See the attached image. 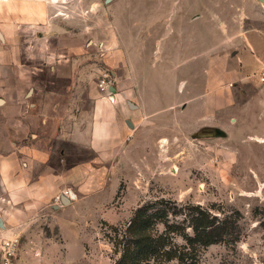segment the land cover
I'll return each mask as SVG.
<instances>
[{
	"label": "rangeland",
	"instance_id": "obj_1",
	"mask_svg": "<svg viewBox=\"0 0 264 264\" xmlns=\"http://www.w3.org/2000/svg\"><path fill=\"white\" fill-rule=\"evenodd\" d=\"M153 2L57 1L56 8L63 12L59 17L63 34L85 35L87 61L78 59V67L81 74H87L90 85H97L106 74L112 87H125L128 80L120 74L125 55L118 53L119 48L117 54L102 49L100 37L96 45L90 41L100 31L112 29L110 23L119 18L116 13L120 8L151 7ZM101 9L106 10L108 18L102 26L99 20L105 15L99 12ZM189 13L193 20L190 27L185 26L186 46L181 60L190 57L191 62L174 69L172 61L158 63L161 54L153 65L147 53L143 72L159 93L169 92L160 96V105L179 103L191 90L194 109L196 103L210 102L201 91L215 62L219 65L222 60L227 88L223 108L195 112L189 134L181 133L177 121L175 135H166L170 141L163 147L160 143L161 154L169 152L172 158L160 160L159 173L157 167L151 171L137 167L135 155H129L126 166L125 161L111 169V182L95 205L92 201L81 203L56 214L48 209L28 222L0 227V264L8 257L3 249L5 242L13 244V264H122L128 239L133 234L141 235L139 227L129 233L135 216L139 223L148 224L143 234L164 240L159 243L162 248L158 258L150 257L138 264H264V85L258 83V73L264 67V2L181 0L172 23L184 14L189 18ZM131 17L134 21L141 18L135 14ZM26 44L27 39H21L15 47L16 63L3 64L1 69L16 73L15 79L1 80L4 87L16 81L25 93L27 71L33 65L27 59ZM40 50L39 46L33 49L36 53ZM36 65L42 72L47 71L40 63ZM206 70L207 77L200 82L197 78H202L201 72ZM36 72L35 77L42 74ZM181 81H185L184 94L178 91ZM90 105L87 101L85 108ZM80 158L92 159V155L81 152ZM197 207L215 216L223 227L216 244L202 247L185 239L193 238L190 216ZM166 251L177 252V258L169 261L161 257ZM181 254L186 255L184 260L179 259Z\"/></svg>",
	"mask_w": 264,
	"mask_h": 264
},
{
	"label": "crops",
	"instance_id": "obj_2",
	"mask_svg": "<svg viewBox=\"0 0 264 264\" xmlns=\"http://www.w3.org/2000/svg\"><path fill=\"white\" fill-rule=\"evenodd\" d=\"M57 1L0 0L1 228L28 222L48 209L56 214L81 203L92 201L95 205L110 184L111 169L117 163L126 161V166L125 158L134 154L137 167L158 168L160 160L172 158L169 152L161 154L160 143L170 141L166 135H175L178 120L181 133L189 134L199 109L217 111L224 106L227 88L222 60L219 65L215 62L201 91L210 102L196 103L194 109L191 90L179 103L162 106L160 96L169 92L159 93L146 80L143 62L147 53L153 65L162 54L158 63L172 61L174 69L192 60H181V56L186 46L185 26L190 27L193 18L184 14L172 23L181 0H153L156 3L151 7L120 8L116 13L119 18L110 23L112 29L92 36L91 45L100 37L102 49L117 54L119 48L118 53L125 55L120 74L128 81L125 87H112L111 99L97 89L96 82L88 83L86 73L81 74L78 59L87 61L85 35L63 34L59 19L63 12L56 8ZM99 12L105 15L99 20L102 26L108 18L106 10ZM132 14L141 18L134 21ZM21 39H27V59L33 64L27 71L26 93L16 81L7 87L1 81L15 79V71L1 69L3 64L16 63L15 47ZM38 46L41 50L36 53L33 49ZM36 63L47 71L42 72ZM36 71L42 74L35 77ZM207 74V70L201 72L202 78L197 79L202 82ZM184 85L185 81L178 84L182 94ZM87 101L91 105L85 108ZM81 152L92 159L81 160ZM156 171L159 173V168Z\"/></svg>",
	"mask_w": 264,
	"mask_h": 264
},
{
	"label": "trees",
	"instance_id": "obj_3",
	"mask_svg": "<svg viewBox=\"0 0 264 264\" xmlns=\"http://www.w3.org/2000/svg\"><path fill=\"white\" fill-rule=\"evenodd\" d=\"M190 224L193 238L185 237V239L191 244H198L202 247L216 244L220 241L221 235L224 231L223 227L218 225L215 216H212L210 213L199 207L192 212L190 216ZM138 227L141 235L138 236L133 234L131 238L128 239V248L124 251L121 257L122 264H138L141 261L148 260L150 257H159L162 248L159 247V243L164 241L162 237L155 240L151 238L149 234H143L145 229L148 228V224L146 221L139 223V219L135 216L130 223L129 233L136 232ZM176 253L177 252L175 251H166L161 254V257L170 261L177 258ZM185 257V254H181L179 259L184 260Z\"/></svg>",
	"mask_w": 264,
	"mask_h": 264
},
{
	"label": "built area",
	"instance_id": "obj_4",
	"mask_svg": "<svg viewBox=\"0 0 264 264\" xmlns=\"http://www.w3.org/2000/svg\"><path fill=\"white\" fill-rule=\"evenodd\" d=\"M258 83L260 85H264V67H262L258 73ZM97 86H98V89L101 93L105 94L107 96V98L111 99V97H112V93H111L112 84H111V80L109 78V75L102 74V78L98 81ZM57 199H59V198H57ZM13 248L14 247H13V244L11 242H5L4 243L3 249H6V255H8V257H6L4 259L3 264H13L12 259L10 258L11 256L14 255V252H13L14 249Z\"/></svg>",
	"mask_w": 264,
	"mask_h": 264
},
{
	"label": "bare ground",
	"instance_id": "obj_5",
	"mask_svg": "<svg viewBox=\"0 0 264 264\" xmlns=\"http://www.w3.org/2000/svg\"><path fill=\"white\" fill-rule=\"evenodd\" d=\"M161 147H163L165 144H166V140H164V141H161Z\"/></svg>",
	"mask_w": 264,
	"mask_h": 264
},
{
	"label": "water",
	"instance_id": "obj_6",
	"mask_svg": "<svg viewBox=\"0 0 264 264\" xmlns=\"http://www.w3.org/2000/svg\"><path fill=\"white\" fill-rule=\"evenodd\" d=\"M107 1H109V0H107ZM260 2H264V0H259ZM114 91V90H113ZM0 103H1V101H0Z\"/></svg>",
	"mask_w": 264,
	"mask_h": 264
}]
</instances>
